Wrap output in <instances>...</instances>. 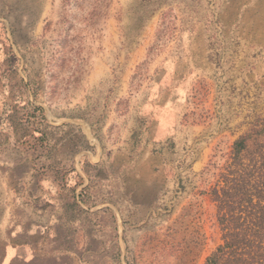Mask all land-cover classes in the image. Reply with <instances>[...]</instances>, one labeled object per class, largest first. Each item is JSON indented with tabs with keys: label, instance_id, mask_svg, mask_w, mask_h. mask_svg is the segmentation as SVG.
<instances>
[{
	"label": "rangeland",
	"instance_id": "1",
	"mask_svg": "<svg viewBox=\"0 0 264 264\" xmlns=\"http://www.w3.org/2000/svg\"><path fill=\"white\" fill-rule=\"evenodd\" d=\"M261 118L264 0H0V264H205Z\"/></svg>",
	"mask_w": 264,
	"mask_h": 264
},
{
	"label": "trees",
	"instance_id": "2",
	"mask_svg": "<svg viewBox=\"0 0 264 264\" xmlns=\"http://www.w3.org/2000/svg\"><path fill=\"white\" fill-rule=\"evenodd\" d=\"M208 193L222 243L205 264H264V118L235 140Z\"/></svg>",
	"mask_w": 264,
	"mask_h": 264
}]
</instances>
